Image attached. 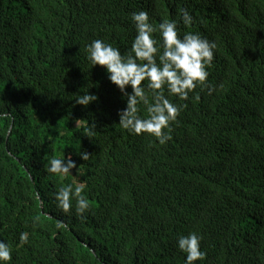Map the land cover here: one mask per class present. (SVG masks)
Instances as JSON below:
<instances>
[{"label": "trees", "instance_id": "16d2710c", "mask_svg": "<svg viewBox=\"0 0 264 264\" xmlns=\"http://www.w3.org/2000/svg\"><path fill=\"white\" fill-rule=\"evenodd\" d=\"M181 8L193 22L178 23V36L216 44L206 69L214 91L168 97L186 107L160 145L120 127L126 98L90 68L85 45L101 39L126 55L133 12L147 11L155 28ZM86 92L97 100L76 104ZM3 112L7 264H184L176 240L190 232L206 253L195 264H264V0H0ZM63 155L76 167L61 179L46 161ZM68 183L86 185L82 217L56 206L53 193Z\"/></svg>", "mask_w": 264, "mask_h": 264}, {"label": "clouds", "instance_id": "9594fccd", "mask_svg": "<svg viewBox=\"0 0 264 264\" xmlns=\"http://www.w3.org/2000/svg\"><path fill=\"white\" fill-rule=\"evenodd\" d=\"M131 22L135 35L126 55H122L119 48L112 44L95 39L85 45L86 59L90 68L101 66L108 81L126 98L125 108L117 113L120 127L130 134H148L164 145L172 138V122L186 107L185 104L171 102L168 97L187 100L189 93L197 86L202 90L206 88L209 94L214 91L208 82L209 73L206 69L213 61L216 44L198 33L187 32L182 37L178 36V23L189 26L193 22L192 16L184 8L180 9L178 20L164 19L155 28L149 23L147 11L133 12ZM155 32L159 33L158 39L153 36ZM96 100L95 94L86 92L78 95L75 103L87 106ZM141 104L145 106L146 117L140 115ZM10 118L8 112L0 113V120L7 121ZM78 154L83 161L90 156L84 151ZM75 167L70 155H63V158L52 156L46 161L47 172L61 179ZM85 187L84 183L75 187L72 183L62 185L53 193L57 208L63 213L73 209L76 215L82 217L90 207L83 194ZM201 239L195 232L178 235L176 247L184 254V264H195L205 258L206 253L200 248ZM27 240L28 234L21 232L20 244H25ZM11 259L10 246L0 240V264H7Z\"/></svg>", "mask_w": 264, "mask_h": 264}]
</instances>
